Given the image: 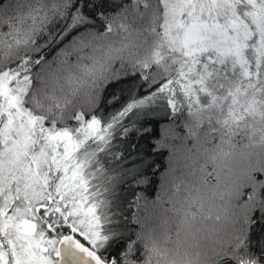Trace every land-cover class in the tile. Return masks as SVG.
I'll return each instance as SVG.
<instances>
[{
	"label": "snow or ice",
	"instance_id": "6c2138e0",
	"mask_svg": "<svg viewBox=\"0 0 264 264\" xmlns=\"http://www.w3.org/2000/svg\"><path fill=\"white\" fill-rule=\"evenodd\" d=\"M0 264H264V0H0Z\"/></svg>",
	"mask_w": 264,
	"mask_h": 264
},
{
	"label": "trees",
	"instance_id": "16d2710c",
	"mask_svg": "<svg viewBox=\"0 0 264 264\" xmlns=\"http://www.w3.org/2000/svg\"><path fill=\"white\" fill-rule=\"evenodd\" d=\"M166 123V121L164 122ZM163 126V124H154L153 128H154V132L152 133V135L155 137V139H159L160 137V129ZM141 143L145 146V148H147L149 141L147 139L141 141ZM159 162L161 165H166V161H167V152L165 150L164 156L163 157H158ZM179 174V173H177ZM152 199L155 198V195L153 193V195L151 196Z\"/></svg>",
	"mask_w": 264,
	"mask_h": 264
}]
</instances>
